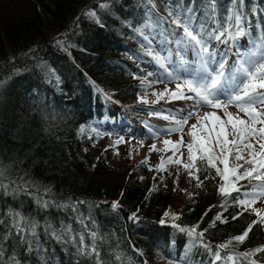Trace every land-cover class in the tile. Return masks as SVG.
<instances>
[{"label": "trees", "instance_id": "trees-1", "mask_svg": "<svg viewBox=\"0 0 264 264\" xmlns=\"http://www.w3.org/2000/svg\"><path fill=\"white\" fill-rule=\"evenodd\" d=\"M104 3L108 7H100ZM174 3L0 0V184L9 193L25 182L35 185L29 188L32 196L6 194L0 187V219L13 208L38 221V241L28 236L31 251L14 232L2 239L5 230L0 226V264H168V260L221 264L213 252L250 224L248 238L243 243L233 241L221 255L264 246V225L253 224L258 217L236 203L242 193L233 192L227 198L219 193L222 180L211 178L214 169L199 173L203 181L200 197L191 190L198 184L195 178L178 179L169 173L170 164L166 171L158 169L161 158L166 159V151H159L164 148L162 141L156 142L158 160L145 163L144 154L122 159L114 139L98 146L83 129L122 115L148 133L154 132L144 120L165 114L153 115L140 100L144 97L150 104L156 96L144 91L132 64L144 55L136 30L144 23L158 31L167 28L160 18L167 16L168 5ZM220 3L226 6L228 0ZM245 4L249 21L244 25L246 34L239 38L249 45L253 39L259 42L264 33V0H245ZM253 5L257 7L254 14L249 11ZM89 11L96 18L89 17ZM220 14L226 13L221 10ZM162 101L169 110V105L176 106L180 100ZM239 183L248 186L246 180ZM37 189L43 199L54 203L40 207ZM113 202L119 207L113 209ZM253 206L261 209L257 202ZM132 213L136 220L130 218ZM217 215L220 220L215 219ZM48 224L58 232L62 224L70 225L77 240L83 233L89 246L93 243L90 233H97L99 258L79 254L67 233H63V242L57 241L44 231ZM173 224L195 227L203 237L196 240ZM180 249L187 251L186 257L179 255ZM253 258L264 262V253ZM236 264L247 262L238 258Z\"/></svg>", "mask_w": 264, "mask_h": 264}, {"label": "snow or ice", "instance_id": "snow-or-ice-1", "mask_svg": "<svg viewBox=\"0 0 264 264\" xmlns=\"http://www.w3.org/2000/svg\"><path fill=\"white\" fill-rule=\"evenodd\" d=\"M100 7L105 8L108 5L104 3ZM245 8V0H228L226 6L221 4L220 0H202L200 4H197L196 0H188L187 3L184 0H175L174 4L168 5V16L160 18L168 25L167 28L149 35H145L143 29L136 31L143 38L141 48L144 55L161 70L158 74L147 73L141 84L151 86L152 83H162L164 80L175 81L174 89L165 87L163 91L154 93L156 100L151 103L155 104L160 100L191 102L186 109L178 110L179 118L175 114L163 117L174 124L173 127L164 129V133L166 135L178 133L179 139L163 140L165 148L159 151H171L172 155L166 159L161 158L158 169L166 171L169 164L182 166L188 171L190 178L198 181V187L203 184L199 173L214 169L215 176L211 178L220 177L222 180L218 186L219 193L225 198L233 192L242 193L243 198L236 200V203L258 217V221H253V224L264 225V210L253 206L264 197V33L258 44L253 42L252 47L246 51L237 50L236 58L232 63L228 62L230 45L235 44L237 38L246 34L244 25L249 21V14L245 12ZM221 10L226 14L221 15ZM249 11L254 14L257 7L253 5ZM87 15L96 18L94 11H89ZM146 27L151 28L152 25L148 24ZM157 36L159 49L153 45ZM213 42L217 47L212 46ZM220 44L226 45L223 54L218 50ZM189 52L192 53V60L186 58ZM52 72L54 74V70ZM154 74L158 76L157 80L149 81L148 77ZM160 77H163V80ZM140 100L149 103L144 97H140ZM233 107L236 111L230 110ZM203 108L210 110L202 112ZM218 112H222V115ZM153 115L159 116L160 113L156 112ZM193 119L195 123L190 125L186 133L189 137L186 142L184 127ZM159 134L158 131L153 132L154 136ZM182 149H186V160ZM150 150L156 151V144H152ZM147 160L148 157L145 158V163ZM2 174L0 172V175ZM208 178L210 177L205 175V179ZM244 180L248 182L247 187L239 183ZM0 187L5 189L6 194L25 192L32 196L34 194L29 188L35 185L25 182L22 186L12 189L10 193L7 186L0 184ZM45 191L50 192V189ZM35 198L42 208H48L54 203L43 199L38 189ZM57 206L75 208V205ZM111 206L116 209L119 204L113 202ZM168 215L166 212L165 216ZM130 218L136 220V213H132ZM5 219L8 221L7 224ZM175 219H178V215L173 216V220ZM215 219L220 220V215ZM80 222L84 223L83 220ZM160 223H165V220H161ZM0 226L5 230L2 239H7L14 232L19 241L27 245L28 251L33 247L28 236L38 241V221L16 209H7L5 218L0 219ZM173 226L196 240L203 237V232H198L195 227L183 228L179 224ZM251 228L250 224L242 234L220 244L219 250L213 252L214 259L221 264H236L238 258H243L247 264H264L261 260L253 258L264 253V246L244 252H236L233 249L221 255L230 248L233 241L243 243L248 238ZM44 231L60 242H63V233H67L70 240L76 244L79 254H95L97 259L99 258L95 232L90 233L93 243L89 246L84 243L83 233L79 234L77 240L70 225L62 224L61 231L58 232L48 224ZM203 246L211 250L209 245ZM36 247H39L38 243ZM168 264L176 262L168 260ZM184 264H187V261H184Z\"/></svg>", "mask_w": 264, "mask_h": 264}, {"label": "rangeland", "instance_id": "rangeland-1", "mask_svg": "<svg viewBox=\"0 0 264 264\" xmlns=\"http://www.w3.org/2000/svg\"><path fill=\"white\" fill-rule=\"evenodd\" d=\"M167 16H168V13H167ZM146 25H148V23L142 24V26L139 28V29L144 30L145 35H149L151 33L159 32L154 25H152L151 28L146 27ZM137 37H139V40L141 42V44H140V47H141V45L144 43L143 38L139 34ZM158 40H159V37L157 36V39L153 41V45L157 49H159V44L157 43ZM253 42H255L256 44L259 43L257 40L253 39V40L249 41V45H248L241 38H237V41L235 42V44L230 45L231 51L229 52L228 62L232 63V61L236 58L235 53L237 50L246 51L252 47ZM212 46L214 48L217 47L215 42H213ZM225 48H226V45H224V44H220L218 46V50L221 54H223V52L225 51ZM186 58L188 60H192L193 59L192 53L189 52ZM174 59H175V57H174ZM132 64H135V66L137 67V73H138V75H140L141 81L144 79V77L146 76L147 73L152 72V73L158 74L161 71L159 68L156 67V65L154 63L150 62V58L145 56V55H143V58L141 60L133 59ZM156 74H154L151 77H148V80L153 81V82L156 81L158 78V76ZM160 79L163 80V77H160ZM165 87H168L170 89H174L175 88V81L168 82L167 80H164V82H162V83H152L151 86H148L147 84L143 85L144 91L150 92V93H155L159 90H164ZM160 101L158 104L153 105L155 107H153L151 105V103L150 104L145 103V105L148 108V111H151L154 113H156V112L164 113L165 116L170 115V114H175V115H177V118L180 117L178 110L186 109L189 106V104L191 103L190 101L180 100L179 102L175 103L176 106L169 105V110H166L162 106L164 104V101H162L161 103H160ZM174 107H176V108H174ZM209 110L210 109H208V108L201 109L202 112L209 111ZM230 110L236 111V109L234 107L230 108ZM218 114L222 115V112H218ZM117 118L114 117V119L110 122H108V120H106V119L101 120V121H95L90 126L83 127V129L85 131L89 132L93 136V141L96 142L98 146L102 145L105 142V140H107V139L116 140L115 147L117 150H119V152L121 154H123L121 156L122 159H125L126 155L132 156V157H135V156L139 157L142 154H144L148 157L147 161L156 162L158 160L157 159L158 158V151H157L158 146L156 145L157 146L156 151H151L150 146L152 144H156L157 141H158L157 143H160V141L163 142L164 139H171L174 141L179 139L178 133H171V134L166 135L163 131L166 128H171L174 126L173 122L170 120H166L164 118L144 120L145 124L153 127L154 132L158 131L160 133L158 136H154L153 133H151V134L148 133L145 130V128H143L141 125H136L134 122H130L128 120H125V118H123L122 115H118ZM152 121L155 123L154 125H152ZM192 123H195L194 119L189 120L188 125H186L184 127V132H185L184 139L186 142L189 140V137L186 135V133H187V131H188V129ZM83 129H82V131H83ZM118 141H119V143H118ZM164 148H165V146H164ZM182 151L184 152V158L186 160V157H187L186 149H182ZM170 155H172V152L166 151V158ZM168 170H169V173L178 174V176H179L178 179H180V180L185 179V177H189L188 171L183 169L182 166L170 164L168 167ZM191 190H194L196 195L203 197L202 190L199 189L197 184H194V186L191 188ZM257 204H258V207H261V209L264 210V197H261L257 201ZM201 250H204V249H201ZM186 252L187 251L185 249L184 250L180 249L179 255L181 257H186L187 256ZM199 253L197 252L196 254L198 255ZM196 254H195V256H193L194 258L197 256ZM201 256H205V254L201 255ZM179 259L183 260L184 258H179ZM161 264H164V262ZM194 264H204V263L199 261V262H195Z\"/></svg>", "mask_w": 264, "mask_h": 264}, {"label": "bare ground", "instance_id": "bare-ground-1", "mask_svg": "<svg viewBox=\"0 0 264 264\" xmlns=\"http://www.w3.org/2000/svg\"><path fill=\"white\" fill-rule=\"evenodd\" d=\"M158 226V225H157ZM159 239V238H158Z\"/></svg>", "mask_w": 264, "mask_h": 264}]
</instances>
